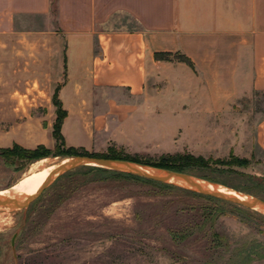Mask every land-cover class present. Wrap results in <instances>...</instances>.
Listing matches in <instances>:
<instances>
[{
    "label": "crops",
    "instance_id": "crops-1",
    "mask_svg": "<svg viewBox=\"0 0 264 264\" xmlns=\"http://www.w3.org/2000/svg\"><path fill=\"white\" fill-rule=\"evenodd\" d=\"M58 86L68 148L147 151L153 122L194 156H264V101L241 108L264 96V0H0L1 92L48 106ZM25 128L15 144H56Z\"/></svg>",
    "mask_w": 264,
    "mask_h": 264
},
{
    "label": "rangeland",
    "instance_id": "rangeland-1",
    "mask_svg": "<svg viewBox=\"0 0 264 264\" xmlns=\"http://www.w3.org/2000/svg\"><path fill=\"white\" fill-rule=\"evenodd\" d=\"M58 89L59 86L53 89L51 96L42 94L37 98V104L42 99L48 106H30L25 103L27 98L17 96L20 104L16 108L10 105L16 100L0 89V192L18 183L30 165L4 157L3 150L21 146L14 141L26 133V124L34 131H43L51 121L54 130V97ZM263 101L264 96L257 95L243 101L241 108L248 109L253 103L259 112ZM146 123L141 129L145 134L140 137L150 140L149 150L111 148L123 156L151 162L166 155H192L184 149V131L159 139L153 132L166 128L157 130L153 122ZM230 130L240 132L241 128ZM247 131L250 134L252 130ZM173 140L176 143L165 144ZM56 144L52 148L43 146L51 153L45 159L80 158L71 155L66 146L56 150ZM32 145L33 149L21 147L35 150L41 146ZM167 150L173 153H166ZM246 153L252 158L233 151L220 152L222 157H203L211 161L209 168H192L186 174L264 201V156L253 140ZM232 156L249 165L214 164L218 160L229 161ZM136 165L160 173L174 172ZM89 168L82 167L58 178L37 200L19 211H0V222L4 221L0 223V264H264L261 211L178 187L96 174Z\"/></svg>",
    "mask_w": 264,
    "mask_h": 264
},
{
    "label": "trees",
    "instance_id": "trees-1",
    "mask_svg": "<svg viewBox=\"0 0 264 264\" xmlns=\"http://www.w3.org/2000/svg\"><path fill=\"white\" fill-rule=\"evenodd\" d=\"M157 58L165 59L167 58V55H157ZM54 105L57 108V120L54 125L53 137L57 142L56 150H60L62 146H65L64 138L61 134V128H62L65 118L67 117V112L63 110L61 102L58 99V91L54 97ZM67 150L73 156L126 161L130 163L142 164V165L150 166V167L157 168V169L169 170V171H174V172H179V173H186L192 168H201V169L209 168V164L211 162L210 160H206L203 157H195L189 154L166 155V156L160 157L158 160L151 162V161H141L138 158H130V157L123 156L122 154L115 152L112 148H109L108 152L102 155L91 154L85 151L84 149H76L72 147L68 148ZM3 153H4V157L7 156V158L9 157L16 158L21 161L30 162V164L35 162L38 159L40 160L45 159L49 157L51 154L50 151L43 146H40L35 150H27V149L22 148L19 145H15L13 149L3 150ZM214 164L224 166V167L235 166L236 164H238V166L249 165L246 160H239L237 158H234L233 156L230 158L229 161L218 160V161H215ZM88 170L93 171L96 174L108 175V176L118 175L126 179L159 185L161 187H177L171 184H165V183L148 180V179H145L139 176L132 175L130 173L119 172V171H114V170H109V169H104V168H99V167H90ZM212 183L215 184V182H212ZM185 191L198 194V193H195L189 190H185ZM245 193H248V192L246 191ZM206 197H210V196H206Z\"/></svg>",
    "mask_w": 264,
    "mask_h": 264
},
{
    "label": "water",
    "instance_id": "water-1",
    "mask_svg": "<svg viewBox=\"0 0 264 264\" xmlns=\"http://www.w3.org/2000/svg\"><path fill=\"white\" fill-rule=\"evenodd\" d=\"M82 167H99V168H104V169H109V170H114V171L130 173L132 175L139 176V177L152 180L155 182L175 185L185 190H189V191L201 194V195L217 198L222 201L235 204L241 207H245L248 209H255V210H258V208L264 209V201L261 199H258L253 196H248L246 194L244 195L241 193H238V194L243 196V198H239L234 194L228 195L218 190H214V191L207 190L199 184V181H202L204 183H208L211 185H215V186L216 184L209 182V181L200 180L186 173H174V172L160 173V172H156L151 169L145 168L143 166H139V165L126 162V161L89 158V157L75 158L71 162L61 166L46 181V183L43 185V187L40 189V191L36 195L27 196V197L16 196L9 201L0 200V206L8 207V206H13L15 204L22 203L24 204L22 208H25L31 203H33L35 200H37L41 196V194L55 180H57L58 178L64 176L65 174L71 171L77 170ZM12 245L13 246L15 245V237L12 241Z\"/></svg>",
    "mask_w": 264,
    "mask_h": 264
},
{
    "label": "bare ground",
    "instance_id": "bare-ground-1",
    "mask_svg": "<svg viewBox=\"0 0 264 264\" xmlns=\"http://www.w3.org/2000/svg\"><path fill=\"white\" fill-rule=\"evenodd\" d=\"M71 159H65L60 161L59 158L53 159H41L39 161H35L29 165L27 172L21 178V180L16 183L13 187L8 189L5 192H0V200L9 201L16 196H33L36 195L46 181L63 165L71 162ZM199 184L210 191L218 190L224 192L228 195H236L239 198H243V196L239 195L238 193L229 191L223 187L211 185L208 183H204L199 181ZM24 204L19 203L13 206L3 207L0 206V211H7V212H14L19 211ZM259 211L264 213V209L258 208ZM7 214V213H6ZM11 219V218H9ZM8 219V221H9ZM1 220V219H0ZM5 220V219H4ZM7 221V222H8ZM2 222L3 219H2ZM2 222H0L2 224ZM6 222V221H5ZM11 224V222H9ZM6 224V223H5ZM9 226V225H8Z\"/></svg>",
    "mask_w": 264,
    "mask_h": 264
}]
</instances>
